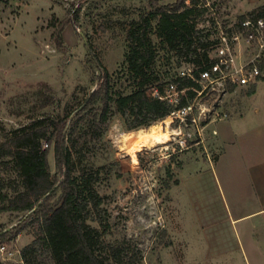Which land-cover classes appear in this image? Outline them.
Wrapping results in <instances>:
<instances>
[{"label": "rangeland", "instance_id": "1", "mask_svg": "<svg viewBox=\"0 0 264 264\" xmlns=\"http://www.w3.org/2000/svg\"><path fill=\"white\" fill-rule=\"evenodd\" d=\"M204 2L209 9L199 27L210 43L220 26L235 25L264 4V0ZM124 7L126 13L121 12ZM140 7L139 0H0V142L31 116L59 111V101H71L75 92L84 98L93 90L100 73L94 57L111 73L116 71L124 59L122 22L136 17ZM66 19L71 20L64 24ZM212 87L197 98L198 106L216 108L200 116L202 136L192 128L193 137H186L185 130L179 132V120L171 122L168 117L144 127L161 128L169 134L166 142L133 150L130 132L139 129L128 131L119 114L110 121L101 159L112 163L114 174L102 193L108 195L114 238H131L142 250V264H245L237 248V262L218 257V224L228 219V200L237 207L238 195L248 194L242 153L246 156L249 149L243 141L260 138L264 108L260 115L245 110L246 115L241 88L226 95L229 116L218 121V84ZM262 91L260 86L253 106L264 104ZM222 135L225 141L219 143ZM200 139L203 142L196 144ZM49 163L55 173L53 151ZM20 218L0 213V232ZM34 239V232L25 230L15 240L2 242L0 247L6 248L0 250V263L25 264L21 251Z\"/></svg>", "mask_w": 264, "mask_h": 264}, {"label": "trees", "instance_id": "2", "mask_svg": "<svg viewBox=\"0 0 264 264\" xmlns=\"http://www.w3.org/2000/svg\"><path fill=\"white\" fill-rule=\"evenodd\" d=\"M139 1L138 15L122 22L125 49L119 68L111 73L94 57L100 73L93 90L84 98L75 92L71 101H59V111L31 116L0 142V213L21 216L19 223L0 232V244L32 230L34 241L21 251L25 264H43L45 257L46 264L143 262L142 250L131 238L113 236L102 186L114 171L112 163L102 161L101 146L115 114L131 131L165 120L188 105L196 96L192 89L177 104L156 92L166 95L171 83L179 89L200 88L179 72L192 64L199 76L211 66V50L199 27L209 9L204 0ZM248 15L264 18V4ZM88 51L91 54L89 46ZM261 68L264 72V60ZM51 151L55 173L49 163Z\"/></svg>", "mask_w": 264, "mask_h": 264}, {"label": "built area", "instance_id": "3", "mask_svg": "<svg viewBox=\"0 0 264 264\" xmlns=\"http://www.w3.org/2000/svg\"><path fill=\"white\" fill-rule=\"evenodd\" d=\"M218 36L214 43H210L211 66L200 70L199 76H195V66L186 64L180 69V76L191 77L200 84V88L189 87L179 89L176 83H171L166 95H159L160 98H166L171 103L177 104L181 98L186 95L189 89L196 91V96L188 105L172 111L168 116L173 122L177 118L180 123L179 132L185 130V136L192 138L191 129L194 128L202 136L200 128V116L214 112L216 108L209 109L198 106L197 98L203 94L207 95L209 89H216L218 84V121L229 116L226 107L225 97L229 92L236 91L241 88L251 87L259 81L264 75L261 63L264 60V18L246 16L237 24H229L219 27ZM167 117V118H168ZM217 133V130H213ZM179 133V134H180ZM187 142V140H186ZM203 142L198 140L196 144ZM5 246L2 245L0 250L4 252Z\"/></svg>", "mask_w": 264, "mask_h": 264}, {"label": "crops", "instance_id": "4", "mask_svg": "<svg viewBox=\"0 0 264 264\" xmlns=\"http://www.w3.org/2000/svg\"><path fill=\"white\" fill-rule=\"evenodd\" d=\"M260 86L263 87L261 94L264 97V75L257 83L241 91L244 113L249 110L248 113L253 116L261 114L263 101H260V105L252 104V98ZM258 136V139L243 141V145L249 149L248 154L245 152L246 156L242 153L249 182L248 194L238 195L237 207H233L228 200V219L218 224V257L223 256L224 260L231 263L237 262L235 252L240 251L239 255L245 264H264V131L261 130ZM225 138L226 135H222L219 143L225 141ZM237 144L242 145L238 141Z\"/></svg>", "mask_w": 264, "mask_h": 264}, {"label": "bare ground", "instance_id": "5", "mask_svg": "<svg viewBox=\"0 0 264 264\" xmlns=\"http://www.w3.org/2000/svg\"><path fill=\"white\" fill-rule=\"evenodd\" d=\"M130 135H133V138H131L133 142L132 144L133 150H140L141 148L148 146L149 143L151 142H156V143L166 142L167 136L169 134L162 131V129L159 128L158 126L154 125L149 129L144 128L137 130L135 133L130 132Z\"/></svg>", "mask_w": 264, "mask_h": 264}]
</instances>
